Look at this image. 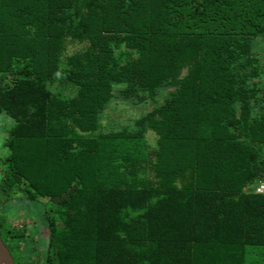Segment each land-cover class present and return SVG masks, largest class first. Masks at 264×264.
<instances>
[{
  "label": "trees",
  "instance_id": "16d2710c",
  "mask_svg": "<svg viewBox=\"0 0 264 264\" xmlns=\"http://www.w3.org/2000/svg\"><path fill=\"white\" fill-rule=\"evenodd\" d=\"M258 38L264 0H0L15 264H264ZM113 98L151 108L109 128Z\"/></svg>",
  "mask_w": 264,
  "mask_h": 264
},
{
  "label": "rangeland",
  "instance_id": "374dc122",
  "mask_svg": "<svg viewBox=\"0 0 264 264\" xmlns=\"http://www.w3.org/2000/svg\"><path fill=\"white\" fill-rule=\"evenodd\" d=\"M78 49V47H77ZM74 47L68 48V54H71L73 51L77 50ZM253 51L256 53L258 58L260 59L261 66L263 68V79H264V39L258 38L253 43ZM264 84V82H263ZM64 92L69 94L70 90L64 87ZM149 108H151L150 102H147L145 105L136 104L134 101H123L122 99L113 98L112 102L108 106L106 110L105 118L103 125L112 128L115 126L117 129L122 128L123 126H134L136 119H138L143 113H145ZM106 129V128H105ZM7 135L5 127L0 131V143L3 138ZM148 141L151 145H155L158 139L156 133L149 131L147 134ZM0 180H1V172H0ZM264 185V182H259L251 187L252 190L259 191L260 187ZM27 206L22 204H17L15 202H10L8 204L2 205L0 208V213L7 215L10 217L12 221L17 222L24 216H27L29 221H31L32 217L26 212ZM36 244L35 241L29 240L25 243L23 250L26 252L27 257L31 258L36 254V250L42 252L44 254L45 250V239L47 238L46 233L43 228H41L39 234L37 235Z\"/></svg>",
  "mask_w": 264,
  "mask_h": 264
},
{
  "label": "water",
  "instance_id": "95a60500",
  "mask_svg": "<svg viewBox=\"0 0 264 264\" xmlns=\"http://www.w3.org/2000/svg\"><path fill=\"white\" fill-rule=\"evenodd\" d=\"M0 264H15V260L0 235Z\"/></svg>",
  "mask_w": 264,
  "mask_h": 264
},
{
  "label": "built area",
  "instance_id": "2783aa9c",
  "mask_svg": "<svg viewBox=\"0 0 264 264\" xmlns=\"http://www.w3.org/2000/svg\"><path fill=\"white\" fill-rule=\"evenodd\" d=\"M259 193H263L264 194V185H262L258 191Z\"/></svg>",
  "mask_w": 264,
  "mask_h": 264
}]
</instances>
